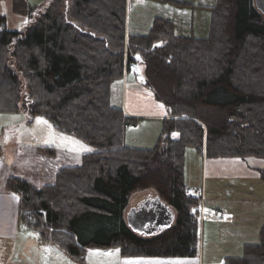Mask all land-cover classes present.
Here are the masks:
<instances>
[{
    "label": "trees",
    "instance_id": "16d2710c",
    "mask_svg": "<svg viewBox=\"0 0 264 264\" xmlns=\"http://www.w3.org/2000/svg\"><path fill=\"white\" fill-rule=\"evenodd\" d=\"M36 7L12 0L11 11L28 19L20 31H8L0 17V114L15 115L22 104L29 119L46 120L91 151L79 166L59 169L53 185L8 178L7 192L19 198L17 222L72 259L86 248L194 257L199 220L190 209L201 199L184 195V150L207 160L264 161V18L254 0H216L204 37L177 36L160 17L146 33L127 34L126 0H46L37 15ZM138 62L143 86L167 110L149 149L125 145L135 121L110 104L111 87ZM260 178L264 190V170ZM147 191L175 211V221L140 238L125 212L131 195ZM259 237L224 264H264V224Z\"/></svg>",
    "mask_w": 264,
    "mask_h": 264
},
{
    "label": "crops",
    "instance_id": "0c3cea01",
    "mask_svg": "<svg viewBox=\"0 0 264 264\" xmlns=\"http://www.w3.org/2000/svg\"><path fill=\"white\" fill-rule=\"evenodd\" d=\"M24 1L37 7H42L46 4V0ZM128 8L130 10V7ZM197 8L200 12H204L205 9H209L208 7L203 8L202 6H197ZM0 17L3 16L0 15ZM189 20L191 22L192 18ZM203 20L205 22L207 18ZM171 23L173 24L175 34L177 36H181L178 34L174 23ZM184 24L186 23L184 22ZM125 27V32L127 34L131 33L130 29L132 28L129 27L127 19ZM184 27L185 30L184 32H181V34L187 35L181 37H187L189 35L197 37L196 35H199V32H197L196 35H193V27L190 26L188 30L186 26ZM138 64L140 63L138 62L134 66V70L131 69L129 72H126L121 79L120 86L122 88V92L118 105L127 117L132 118L135 121V125H138L141 122H152L153 127L147 130L144 129L145 135L141 137H130L131 142H134L135 144L128 145V147L131 146V148L146 149L145 147L147 146H142L138 143L144 141L146 137L148 138L152 132L153 136L155 134L157 135L158 132L160 134L159 125L163 119L167 118V110L164 106L163 108L159 107V105L162 104L155 101L152 93L143 86V81L138 82L136 80V72L138 71L139 67ZM116 102H118L117 99ZM13 118L15 117L10 114H0V133L3 132L5 126L9 125L14 120ZM40 148H47L54 151L55 157L51 160L55 162L56 168L53 166V164L48 162L49 159L47 157L45 158L41 155H38V153L36 155V149ZM25 149L26 150L22 151V149L19 148L15 151V154H12V156H7V150H5L2 154V147L0 146V264H21L22 254H27L26 247L23 249L21 248L23 241H29L28 250L36 248V250L41 251L39 255L40 257L38 255H34L35 264H42L44 262H41L39 259L42 258V256H45L46 264H48V257L52 256L55 260L57 257H55V248H57L55 245L49 242L41 241L37 233L27 230L24 226L17 222V199L14 198L15 196L7 192L5 188L7 179H22L32 187L39 189L45 185H53L55 174L59 169L64 167H76L79 166L81 162L80 157L82 154L79 155L69 152L59 153L50 147L27 146ZM29 151H33L35 154H32L34 158L29 160L31 161L30 165L25 164V166L29 168V172L26 169V176L25 174L6 175L5 170L10 165L11 167L15 168L16 162H18L19 159H28L24 152L29 153ZM199 158L200 164L198 160H193L191 163L188 162L187 164V168L191 169L192 167H195L197 170L196 176L199 178L195 179L189 184L184 179L183 174L184 185L187 188L199 187L201 190L200 206L196 208L193 207L191 211V213L194 214L199 220V244L197 253L194 257H122L119 250L116 248H86L83 252V256L75 260H82V258L88 252L87 250H97L96 252L99 253H113L111 256L98 255V260L102 262V264H224L227 258L239 257L238 255L242 253V248L244 245H256L259 243L260 229L264 224V190L259 172L264 170V162L255 158H245L242 160L226 159L224 161L207 160L200 156ZM36 160L41 162L37 166L35 165ZM33 161L35 163L34 165H32ZM185 177L188 179L187 174ZM207 179H209L211 183L212 181L215 182L212 184V187L216 188V186H221L219 188V192L222 199L216 193H213V197L218 200V203L209 204V207L212 211H208L209 208H207L208 206L205 205L204 200L206 196L205 189ZM219 180H224V183L221 185L218 183L220 182ZM232 188L238 189L235 195L232 194ZM223 191L226 196H223ZM157 199L158 198L156 195L152 192H138L131 195L125 212V223L129 230L132 231L136 236L140 238H151L157 236L159 233L165 231L174 224L175 211ZM220 201H223V204H221ZM251 202L255 203L256 206H251ZM240 204H245L246 208L239 206ZM194 209L197 212H195ZM218 211H222L224 213L222 221L217 220L216 213ZM226 217L228 220L224 222ZM205 230L208 231L207 241L205 240ZM30 234H36V236ZM204 244H206V247ZM45 248H51L53 249V252L45 253ZM57 249L59 252H61V254L67 256L59 248ZM116 250H118V252ZM59 263L65 264L66 261H64V259H59ZM52 264L54 263L52 262Z\"/></svg>",
    "mask_w": 264,
    "mask_h": 264
},
{
    "label": "rangeland",
    "instance_id": "374dc122",
    "mask_svg": "<svg viewBox=\"0 0 264 264\" xmlns=\"http://www.w3.org/2000/svg\"><path fill=\"white\" fill-rule=\"evenodd\" d=\"M12 0H0V15L5 17L6 19V29L8 31H20L22 30L28 23V19L24 16L17 15L13 13L10 9ZM216 3V0H161V1H155V0H126V19L128 21V25L130 28L131 33H137V34H144L148 30V26L151 22V20L154 17H160L163 19H169L171 22L174 23V26L177 29V32L181 36H186L187 34H181V32H184L185 27L188 28L191 26L194 29L193 35H196L197 32H199V35H196L197 37H204L205 33L207 32L208 22H209V9H205L204 12H200L197 8V6L205 7H212ZM255 3V2H254ZM186 4V5H183ZM264 4V3H263ZM46 5V4H45ZM44 5V6H45ZM43 6V7H44ZM43 7H36L37 10L33 9L34 14H38L42 10ZM130 7V10L129 8ZM256 7V6H255ZM258 9V8H256ZM260 15L262 18H264V6L263 10H259ZM190 18H192V21L190 22ZM207 18V20L204 22L203 19ZM184 22L186 24H184ZM184 25V26H183ZM204 34V35H202ZM201 35V36H200ZM138 71L137 73V81H143V67L142 65L138 64ZM121 83H116L112 86L111 90V98H110V104L113 107H119V100L122 92ZM24 91V89H23ZM27 95L22 94V98L26 99ZM116 99L118 102H116ZM23 103L25 104V101L23 99ZM20 112L13 115L15 118L14 120L7 126L4 127L3 132L0 133V146L2 147V154L5 150H7V156L12 154H15V151L19 148L22 149V151L26 150L25 148L27 146L30 147H50L54 149L56 152H69L74 154H83L85 151L83 148L80 147V145H85L84 143L74 139L73 137L63 134L53 128V126L47 122L46 125L41 124L38 125L36 123L37 118L40 117H33L29 119L28 115H26V112L24 108L22 107V104L20 105ZM30 116V115H29ZM42 119V118H41ZM44 120V119H43ZM46 121V120H44ZM153 127L152 122H141L138 125L132 126L127 128V131L125 133V140L124 143L128 146L130 144H135L134 142H131L130 137H141L145 135L144 129H150ZM161 125H159V131H160ZM159 132L157 135L155 134L153 136V132L151 135L144 139L141 143H138L145 147L146 149L152 148L158 138H159ZM79 142V143H74ZM137 143V142H136ZM145 144V145H143ZM87 146V145H85ZM88 147V146H87ZM131 147V146H130ZM89 148V147H88ZM13 152V153H12ZM37 155V152H35ZM33 151L24 152L25 155H27V158L19 159L18 162H16L15 168L11 167V165L5 170V174L7 175H23L26 176V169L29 172V168L25 166V164L30 165L31 158H34L32 154H35ZM40 153V152H39ZM38 155H41L43 157H47L49 159L48 162L53 164L55 167L56 164L51 159L55 157V154H53L52 157L45 155V153H40ZM23 156V155H22ZM14 157V155H13ZM238 159V158H228V160ZM256 159V158H255ZM193 160L199 162L200 164V158L199 156L194 152L192 148H186L184 150V156H183V174L184 179L187 183L193 182L195 179L199 178L196 176L197 170L195 167L187 168L188 162H192ZM219 160H226V159H219ZM260 160V159H257ZM263 161V160H260ZM264 162V161H263ZM41 162L36 160V164L32 163V165H38ZM53 168V167H52ZM56 168V167H55ZM262 171V170H261ZM260 171V172H261ZM187 172V173H186ZM259 172V174H260ZM186 174L188 179H186ZM28 176V175H27ZM220 181V180H219ZM238 182V181H237ZM207 183V184H206ZM206 191H205V205L209 208L208 211H212L209 207V204H217L218 200L213 197V193H216L221 199V195L219 192V188L221 186H216V188L212 187V184L215 183L212 181L210 182L209 179L206 180ZM217 183V182H216ZM221 185L224 183L223 181L218 182ZM198 186V185H197ZM239 186V185H238ZM237 186V188H238ZM199 189V187H196ZM227 189V188H226ZM232 194L235 195L237 193L238 189L232 188ZM152 191V190H150ZM148 192V191H147ZM138 193V192H137ZM223 191V196H224ZM226 196V195H225ZM254 200V198H253ZM250 202V201H249ZM221 204H223V201H220ZM252 203V202H251ZM236 204V203H235ZM239 206H242L246 208L245 204H240ZM251 206L255 207L256 204L252 203ZM196 208V207H194ZM195 210V209H194ZM192 211V208L190 209ZM224 214V213H223ZM217 217V216H216ZM224 217V216H223ZM223 217L220 219H217L218 221H222ZM228 218L226 217L224 219V222H226ZM217 224V223H216ZM201 232V229H200ZM207 230H205V240L207 241L208 235ZM258 244V243H257ZM29 241H23L21 248L26 247V253L22 254V262L21 264H35L34 263V255H40V250H36V248H33L31 250H28ZM206 247V244H204ZM56 249L55 257L57 256V252L59 250ZM88 252L85 254V256L82 258V260H75L70 259V257L65 256L64 254H61L63 256L64 261H66L65 264H102L98 260V255H94L92 257L89 256L90 251L96 252L97 250H87ZM205 251V249H204ZM43 255V254H42ZM238 256H241L239 254ZM40 257V256H39ZM0 259H1V250H0ZM42 261H44L42 264L45 263V256H42V258H39ZM52 256L48 257V264H64L59 263V257H56V260Z\"/></svg>",
    "mask_w": 264,
    "mask_h": 264
},
{
    "label": "snow or ice",
    "instance_id": "6c2138e0",
    "mask_svg": "<svg viewBox=\"0 0 264 264\" xmlns=\"http://www.w3.org/2000/svg\"><path fill=\"white\" fill-rule=\"evenodd\" d=\"M159 107H161V108H163V105H159ZM36 123L38 124V125H41V124H44V125H46L47 124V121H44L43 119H41V118H37V120H36ZM173 135H176L175 133L173 134ZM74 143H79V142H74ZM80 147L81 148H83L85 151H91V149L90 148H88L87 146H85V145H80ZM15 199H19L18 197H14ZM30 235H33V236H36V234H30ZM117 252H118V250H116ZM44 252L45 253H52L53 252V249H51V248H45L44 249ZM113 253H111V252H109V253H99V252H94V251H90L89 252V256L90 257H92V256H94V255H108V256H111ZM57 256L62 260L63 259V256L60 254V253H58L57 252Z\"/></svg>",
    "mask_w": 264,
    "mask_h": 264
},
{
    "label": "built area",
    "instance_id": "2783aa9c",
    "mask_svg": "<svg viewBox=\"0 0 264 264\" xmlns=\"http://www.w3.org/2000/svg\"><path fill=\"white\" fill-rule=\"evenodd\" d=\"M184 195L197 197L199 195V191L197 189L191 188V189L186 190ZM216 216H217V219H220L223 217V213L219 211L216 213Z\"/></svg>",
    "mask_w": 264,
    "mask_h": 264
},
{
    "label": "water",
    "instance_id": "95a60500",
    "mask_svg": "<svg viewBox=\"0 0 264 264\" xmlns=\"http://www.w3.org/2000/svg\"><path fill=\"white\" fill-rule=\"evenodd\" d=\"M254 2H255V6H256V8H258V10H263L264 0H254ZM135 58H136L137 61H139L138 57H135Z\"/></svg>",
    "mask_w": 264,
    "mask_h": 264
}]
</instances>
